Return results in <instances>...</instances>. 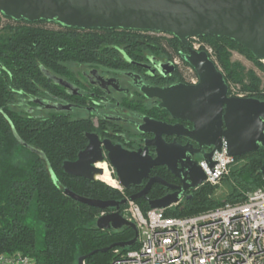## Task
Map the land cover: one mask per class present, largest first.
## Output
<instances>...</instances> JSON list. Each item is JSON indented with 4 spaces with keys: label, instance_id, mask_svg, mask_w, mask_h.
Returning <instances> with one entry per match:
<instances>
[{
    "label": "trees",
    "instance_id": "trees-1",
    "mask_svg": "<svg viewBox=\"0 0 264 264\" xmlns=\"http://www.w3.org/2000/svg\"><path fill=\"white\" fill-rule=\"evenodd\" d=\"M2 18L7 23L0 28V256L27 255L34 264H78L79 257L96 251L85 264H108L116 257V249L124 252L138 247L136 243L102 251L133 239L134 229L97 228L102 212L114 208L84 204L66 195L65 189L104 200H120L123 194L103 181L69 175L63 162L77 157L86 143L83 134L63 116L29 112L28 100L48 96L46 71L63 72L71 63L118 67L126 58L139 60L148 55L171 61L174 54L182 57L186 49L172 34L162 37L127 28L84 29L54 21L58 27L50 28L46 24L51 21L13 20L0 13V22ZM203 38L215 48L227 84L239 83L250 96L264 100L261 79L233 61L231 50L264 69L260 60L233 39ZM175 74L182 81L178 70ZM238 158L244 162L235 165L225 178L224 199H217V187L206 183L189 202L167 208L165 215L185 217L227 202H241L247 192L264 187V148ZM125 192L132 195L130 190ZM136 201L144 211L150 208L147 202Z\"/></svg>",
    "mask_w": 264,
    "mask_h": 264
},
{
    "label": "water",
    "instance_id": "water-1",
    "mask_svg": "<svg viewBox=\"0 0 264 264\" xmlns=\"http://www.w3.org/2000/svg\"><path fill=\"white\" fill-rule=\"evenodd\" d=\"M0 13L13 20L54 21L84 29L155 31L172 34L182 42L186 49L182 58L195 69L199 82L196 85L179 82L162 89L143 88L142 91L150 98L159 99L160 106L166 108L173 117L192 122L194 129L188 130L182 124L172 125L145 118L140 131L154 135L152 144L158 147L156 158L142 160L145 155H123L120 151L110 150V162L116 168L115 177L123 188L128 189L130 184L139 183L154 166L167 165L177 173L176 143L162 146L164 135L187 136L199 142L201 147H211L212 150L205 153L202 159L207 160L212 168L214 151L222 150L224 141L228 153L235 157L264 148V100L253 96H230L223 73L205 51L194 50L189 43V38L195 36L225 37L235 40L258 60H263L264 0H0ZM162 70L166 73V64H162ZM46 74L56 82L63 83L49 75L48 71ZM35 102L41 101L36 99ZM45 106L48 107V104ZM86 136L90 141L88 146L79 152L77 160L65 161L64 170L69 175L94 181L103 169L94 167L92 163L98 164L103 157L95 145V135L87 133ZM197 169L193 186H200L206 181V174L200 164ZM261 171L264 172V161ZM187 174L192 178L189 168ZM156 182L172 187L162 178L152 177L141 192L129 198L137 200L146 195ZM65 194L103 210L114 208L97 219V228L119 230L129 226L134 229L133 239L114 243L102 251L137 243L136 224L120 213L121 206L127 202L126 198L95 199L82 196L69 188L65 189ZM177 201V194H169L150 200L148 204L152 209L169 208ZM95 252L79 257L78 264H85V260Z\"/></svg>",
    "mask_w": 264,
    "mask_h": 264
},
{
    "label": "flooded vegetation",
    "instance_id": "flooded-vegetation-1",
    "mask_svg": "<svg viewBox=\"0 0 264 264\" xmlns=\"http://www.w3.org/2000/svg\"><path fill=\"white\" fill-rule=\"evenodd\" d=\"M166 62L169 61L148 55L139 60L126 58L118 67L98 63H71L66 71H48L49 75L63 83L48 77V96L30 97L28 101L31 103L27 110L33 112L48 109V116H63L81 131L86 143L79 148L76 158L67 161L77 160L79 152L86 149L90 142L86 134H94L95 145L103 160L98 164L92 163L93 166L102 168L99 165L105 163L115 174L116 168L109 158L110 150L120 151L123 155H145L142 160L156 158L158 155L157 145L152 144L154 135L140 131L145 118L172 125L182 124L188 130L194 129L192 122L173 117L166 108L160 106L159 99L150 98L142 91L143 88L162 89L182 82L177 80L176 67L168 74L162 70V64ZM36 99H40L43 104L35 102ZM172 143H176L177 173L167 165L154 166L147 177L137 184H130L127 190L132 194L141 192L152 177H160L172 187L156 182L138 200L148 203L169 194H177L175 205H184L197 194L200 186L192 185L196 180L197 168L203 155L212 148L201 147L199 142L187 136H163L162 146ZM187 168L191 170L192 178L187 174Z\"/></svg>",
    "mask_w": 264,
    "mask_h": 264
},
{
    "label": "built area",
    "instance_id": "built-area-1",
    "mask_svg": "<svg viewBox=\"0 0 264 264\" xmlns=\"http://www.w3.org/2000/svg\"><path fill=\"white\" fill-rule=\"evenodd\" d=\"M150 33L169 36L155 31ZM204 40L195 36L189 38V43L194 50L205 51L222 72L214 47ZM172 61L181 74L182 82L190 85L199 82L195 69L181 56H173ZM260 61L264 62V59ZM228 86L230 96L248 97L251 94L236 84ZM223 143L222 150L214 151L213 168L207 160H200L206 174L203 184H220L242 161L230 155L226 142ZM111 173L117 181L112 170ZM114 188L127 199L120 213L136 224L138 247L124 252L116 249V257L108 264H264V187L247 192L241 202H227L185 217L166 216L167 208L144 211L136 200L129 198L119 183ZM0 264H34V260L22 254H3Z\"/></svg>",
    "mask_w": 264,
    "mask_h": 264
},
{
    "label": "rangeland",
    "instance_id": "rangeland-1",
    "mask_svg": "<svg viewBox=\"0 0 264 264\" xmlns=\"http://www.w3.org/2000/svg\"><path fill=\"white\" fill-rule=\"evenodd\" d=\"M7 23V20L5 18H2V21L0 22V28L5 24ZM46 26L50 27V28H57L58 25L54 24L53 22H48L46 24ZM157 35V34H156ZM163 37V35H161ZM164 37H168V36H164ZM205 39V38H204ZM206 42H208L209 44H211L208 40H204ZM212 45V44H211ZM213 46V45H212ZM215 49V48H214ZM232 51V60L233 61H236V62H240L241 64H243L245 66L246 69L248 70H253L257 76L261 79V86L260 88L264 90V69L263 68H260L259 66L255 65L250 59H248L243 53L237 51V50H231ZM175 55V54H174ZM173 55V56H174ZM260 63L264 66V62L260 61ZM167 65V71H166V74L174 71V68H175V65L173 63V61H169V62H166L164 63ZM220 65V64H219ZM221 70H222V67L220 65ZM233 84H236L238 85L242 90H244L245 92L247 90L243 89V87L241 86V84L239 83H234V82H231ZM239 92V91H237ZM34 114H37L38 112H33ZM40 114H48V109H43L40 111ZM244 160H242L240 162L243 163ZM226 178V177H225ZM225 178L221 181L220 184H217V185H214L216 186V190L214 192V196L217 198V199H224L225 196H226V193H227V185H226V182L224 181ZM99 180V179H98ZM101 181V180H100ZM104 182V181H103ZM106 183V182H105ZM211 185V184H210ZM176 206V205H175ZM200 213V212H199ZM42 239V232L39 231L38 233V240H41Z\"/></svg>",
    "mask_w": 264,
    "mask_h": 264
},
{
    "label": "bare ground",
    "instance_id": "bare-ground-1",
    "mask_svg": "<svg viewBox=\"0 0 264 264\" xmlns=\"http://www.w3.org/2000/svg\"><path fill=\"white\" fill-rule=\"evenodd\" d=\"M100 167H102L103 172L97 174V178L101 181L106 182V184L115 187L118 185L117 181L114 179V177L111 174V171L108 169L107 165L105 163L100 164Z\"/></svg>",
    "mask_w": 264,
    "mask_h": 264
}]
</instances>
